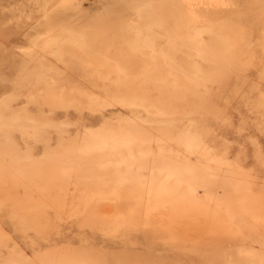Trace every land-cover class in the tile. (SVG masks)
<instances>
[{"label": "rangeland", "instance_id": "374dc122", "mask_svg": "<svg viewBox=\"0 0 264 264\" xmlns=\"http://www.w3.org/2000/svg\"><path fill=\"white\" fill-rule=\"evenodd\" d=\"M0 264H264V0H0Z\"/></svg>", "mask_w": 264, "mask_h": 264}]
</instances>
